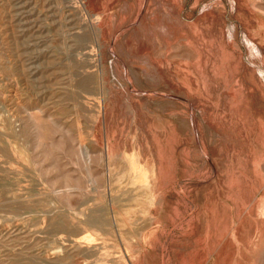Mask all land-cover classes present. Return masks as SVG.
Here are the masks:
<instances>
[{"label":"rangeland","instance_id":"rangeland-1","mask_svg":"<svg viewBox=\"0 0 264 264\" xmlns=\"http://www.w3.org/2000/svg\"><path fill=\"white\" fill-rule=\"evenodd\" d=\"M0 264H264V0H0Z\"/></svg>","mask_w":264,"mask_h":264}]
</instances>
